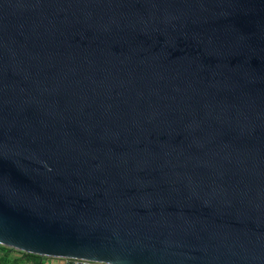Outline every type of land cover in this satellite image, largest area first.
<instances>
[{"label":"water","instance_id":"1","mask_svg":"<svg viewBox=\"0 0 264 264\" xmlns=\"http://www.w3.org/2000/svg\"><path fill=\"white\" fill-rule=\"evenodd\" d=\"M0 247L264 264V0H0Z\"/></svg>","mask_w":264,"mask_h":264},{"label":"trees","instance_id":"2","mask_svg":"<svg viewBox=\"0 0 264 264\" xmlns=\"http://www.w3.org/2000/svg\"><path fill=\"white\" fill-rule=\"evenodd\" d=\"M0 264H41L40 258L31 254H24L0 247ZM12 254L17 255L12 257Z\"/></svg>","mask_w":264,"mask_h":264},{"label":"crops","instance_id":"3","mask_svg":"<svg viewBox=\"0 0 264 264\" xmlns=\"http://www.w3.org/2000/svg\"><path fill=\"white\" fill-rule=\"evenodd\" d=\"M17 255L15 254H12V257H16ZM0 257H1V253H0ZM40 263L42 264V260L40 259ZM45 264H62V262L58 261V260H55L54 262H46Z\"/></svg>","mask_w":264,"mask_h":264},{"label":"rangeland","instance_id":"4","mask_svg":"<svg viewBox=\"0 0 264 264\" xmlns=\"http://www.w3.org/2000/svg\"><path fill=\"white\" fill-rule=\"evenodd\" d=\"M41 260H42V264H45L46 262L50 263V262H54L55 261L54 259H50V258H48V259L42 258Z\"/></svg>","mask_w":264,"mask_h":264},{"label":"built area","instance_id":"5","mask_svg":"<svg viewBox=\"0 0 264 264\" xmlns=\"http://www.w3.org/2000/svg\"><path fill=\"white\" fill-rule=\"evenodd\" d=\"M54 260H58V261L62 262V264H65V261L62 259H54Z\"/></svg>","mask_w":264,"mask_h":264}]
</instances>
